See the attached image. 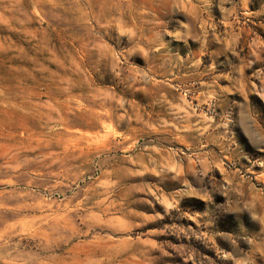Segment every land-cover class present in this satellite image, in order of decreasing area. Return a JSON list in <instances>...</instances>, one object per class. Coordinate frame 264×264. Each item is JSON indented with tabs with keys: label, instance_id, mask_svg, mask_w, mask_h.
I'll list each match as a JSON object with an SVG mask.
<instances>
[{
	"label": "rangeland",
	"instance_id": "1",
	"mask_svg": "<svg viewBox=\"0 0 264 264\" xmlns=\"http://www.w3.org/2000/svg\"><path fill=\"white\" fill-rule=\"evenodd\" d=\"M0 264H264V0H0Z\"/></svg>",
	"mask_w": 264,
	"mask_h": 264
}]
</instances>
